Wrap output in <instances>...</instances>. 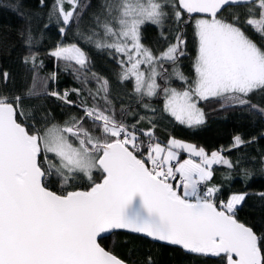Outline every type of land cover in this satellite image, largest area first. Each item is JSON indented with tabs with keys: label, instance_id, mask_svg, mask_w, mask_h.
Masks as SVG:
<instances>
[{
	"label": "snow or ice",
	"instance_id": "6c2138e0",
	"mask_svg": "<svg viewBox=\"0 0 264 264\" xmlns=\"http://www.w3.org/2000/svg\"><path fill=\"white\" fill-rule=\"evenodd\" d=\"M38 2L61 35L75 27L118 71L113 84L92 72L77 44L52 49L48 55L65 62L76 79L96 85L79 104L70 95L82 96L81 88L44 93L77 108L80 114L63 124L51 123L43 106L25 110L23 100L34 91L27 97L0 91V264H128L101 246V234L115 230L216 257L219 264H264V234L237 219L248 193L221 200L219 186L210 185L214 165L234 169L239 161L171 136L162 143L151 104L162 96V113L190 128L206 122L202 103L264 117V0ZM0 7L29 15L23 0ZM30 23L21 33L29 49L37 40ZM148 23L159 29L162 49L142 42ZM188 26L196 45L191 77L181 67ZM38 55L37 48L23 63L35 71L43 66ZM0 75L6 86L9 74ZM249 143L236 135L228 151ZM182 151L188 159H180ZM80 181L88 182L86 189ZM143 264L155 261L148 256Z\"/></svg>",
	"mask_w": 264,
	"mask_h": 264
},
{
	"label": "trees",
	"instance_id": "16d2710c",
	"mask_svg": "<svg viewBox=\"0 0 264 264\" xmlns=\"http://www.w3.org/2000/svg\"><path fill=\"white\" fill-rule=\"evenodd\" d=\"M8 0H0V4H7ZM24 12L27 18L17 15L12 9L0 7V74L7 72L9 79L5 86L0 75V91L27 97L31 90L35 96L25 98L23 106L30 110L36 106H43L52 115L53 124H63L72 115H79L77 108L63 105L54 97L44 95L45 92L59 91L61 93L72 89H83V95L71 93L70 99L76 101L87 98V89L95 88V81L83 84L76 79L74 72L66 68L65 62L58 61L48 53L58 44H77L89 56L92 72L107 77L115 84L117 66L111 59L87 43L80 37L75 27L65 35L59 32V25L55 19L49 21L47 8H42L38 0H23ZM51 3V0H49ZM31 21L30 27L37 36L31 49L22 42V30ZM48 27L45 28L44 25ZM87 20L81 25L84 30ZM187 37L186 56L181 60V67L188 76H193L192 64L196 55L195 38L190 26L185 28ZM251 34V33H250ZM143 43L156 49L166 45L159 39V29L150 23L142 27ZM254 39L260 43L258 37ZM39 49L38 62L43 61V66L33 71L31 65L23 63V57L31 51ZM56 73L55 81L50 79ZM35 78V79H34ZM174 87H181L178 81L173 82ZM118 91V89H117ZM128 91H131L130 85ZM89 102H91L89 100ZM254 103H260L257 97ZM152 107L157 109L158 124L156 134L162 143L168 138L176 137L198 147H203L209 154L212 151L222 150L230 160L239 161L238 167L228 169L223 165H214V175L210 185L219 186L217 194L221 200H227L233 193H248L246 199L238 207L237 219L252 227L258 234H264V198L259 194L264 193V164L261 156L264 155V117L258 116L246 109L221 108L218 103H202L205 111V123L198 127H187L175 122L167 114L162 113L163 97L153 98ZM240 135L251 143L242 148H232L233 138ZM255 137L253 140L252 138ZM247 170L249 176L244 175ZM80 187L87 188V181H80ZM53 190H59L53 186ZM100 243L116 256L124 259L129 264H143L146 257L151 256L155 264H219V258L202 257L185 253L178 247L168 246L153 242L145 237L125 231H116L109 237L101 238Z\"/></svg>",
	"mask_w": 264,
	"mask_h": 264
},
{
	"label": "water",
	"instance_id": "95a60500",
	"mask_svg": "<svg viewBox=\"0 0 264 264\" xmlns=\"http://www.w3.org/2000/svg\"><path fill=\"white\" fill-rule=\"evenodd\" d=\"M254 230V229H253ZM116 231H125V232H128V231H126V230H115V231H112V232H108V233H103V234H101V237H100V239L101 238H105V237H109L112 233H114V232H116ZM130 233V232H129ZM133 234H135V233H133ZM136 235H140V236H142V237H145V238H147V239H149V240H151V241H153V242H157V243H160V244H164V245H168L166 242H162V241H158V240H154V239H152V238H149V237H147V236H145V235H143V234H136ZM101 246L102 247H104L102 244H101ZM168 246H172V245H168ZM173 247H178V246H173ZM105 248V247H104ZM178 248H180V247H178ZM106 250H108L107 248H105ZM181 249V248H180ZM183 250V249H182ZM109 251V250H108ZM185 253H188V252H186L185 250H183ZM188 254H191V253H188ZM193 255H196V254H193ZM118 257V256H117ZM120 258V257H119ZM209 258H216V257H209ZM129 264V263H128Z\"/></svg>",
	"mask_w": 264,
	"mask_h": 264
},
{
	"label": "rangeland",
	"instance_id": "374dc122",
	"mask_svg": "<svg viewBox=\"0 0 264 264\" xmlns=\"http://www.w3.org/2000/svg\"><path fill=\"white\" fill-rule=\"evenodd\" d=\"M194 75V74H193ZM176 138V137H175ZM176 139H179V140H181V141H183V142H185V143H189V144H193V145H196V144H194V143H191V142H189V141H186V140H183V139H180V138H176ZM197 146V145H196ZM198 147V146H197ZM189 158V154L187 153V152H181V154H180V159L181 160H184V159H188ZM193 159H198V158H196V157H193ZM240 206V205H239ZM238 206V207H239Z\"/></svg>",
	"mask_w": 264,
	"mask_h": 264
}]
</instances>
